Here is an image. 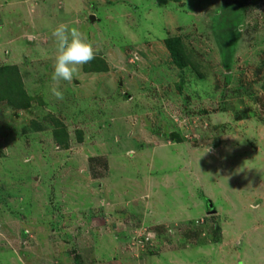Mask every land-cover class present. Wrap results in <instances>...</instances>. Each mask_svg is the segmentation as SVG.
I'll return each mask as SVG.
<instances>
[{
	"label": "rangeland",
	"instance_id": "rangeland-1",
	"mask_svg": "<svg viewBox=\"0 0 264 264\" xmlns=\"http://www.w3.org/2000/svg\"><path fill=\"white\" fill-rule=\"evenodd\" d=\"M59 23L108 69L53 81ZM263 63L264 0H0V264H264Z\"/></svg>",
	"mask_w": 264,
	"mask_h": 264
},
{
	"label": "trees",
	"instance_id": "trees-1",
	"mask_svg": "<svg viewBox=\"0 0 264 264\" xmlns=\"http://www.w3.org/2000/svg\"><path fill=\"white\" fill-rule=\"evenodd\" d=\"M243 26V25H242ZM166 48L168 49L170 56L174 62V64L179 67L180 69L186 68L188 66L194 67L193 70L197 73V75L201 79H207V75L203 72H201L198 68L197 65L192 62V60L189 58V55L187 53V50L185 49L184 43L182 42V39L179 37H173V38H167L165 40ZM225 57V55H224ZM103 61L101 60H95V61H90L86 64H84L85 70L88 73H95V72H103L106 66H103L102 63ZM225 62H227V66H230V59L225 58ZM229 63V64H228ZM264 64V63H263ZM227 66H225L227 68ZM0 73H6L9 74L11 78L16 77L17 78V85L19 86L20 90L15 93L14 95L10 94L8 95L5 94L8 92V94L12 91L13 89V84L11 83H6L10 81L7 78H2L0 76V102L6 101L12 108L15 110H26L31 107V102L32 99L31 97L26 93L25 89L23 88V83L22 79L19 75L18 67L15 65H5L0 67ZM240 117L242 116L241 113ZM52 120V119H51ZM53 122V137L54 140L57 143V146H60L62 148L67 149L70 144V134L63 122L60 120H52ZM39 128L37 130H41L42 126L36 124ZM81 133V132H80ZM171 138L173 140H176L178 142L183 141L179 133H173L171 135ZM81 140V137H80Z\"/></svg>",
	"mask_w": 264,
	"mask_h": 264
},
{
	"label": "clouds",
	"instance_id": "clouds-1",
	"mask_svg": "<svg viewBox=\"0 0 264 264\" xmlns=\"http://www.w3.org/2000/svg\"><path fill=\"white\" fill-rule=\"evenodd\" d=\"M51 35L55 39L57 51L52 80L71 82L77 76L79 67L94 58L95 51L78 29L70 28L64 23L55 25ZM51 92L57 99H63V92L58 87H53Z\"/></svg>",
	"mask_w": 264,
	"mask_h": 264
},
{
	"label": "crops",
	"instance_id": "crops-1",
	"mask_svg": "<svg viewBox=\"0 0 264 264\" xmlns=\"http://www.w3.org/2000/svg\"><path fill=\"white\" fill-rule=\"evenodd\" d=\"M225 243V242H224Z\"/></svg>",
	"mask_w": 264,
	"mask_h": 264
}]
</instances>
